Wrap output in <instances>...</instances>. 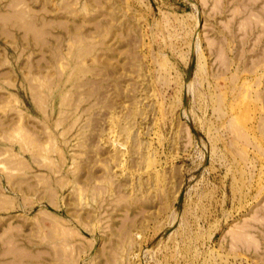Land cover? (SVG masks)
Masks as SVG:
<instances>
[{
  "label": "rangeland",
  "instance_id": "374dc122",
  "mask_svg": "<svg viewBox=\"0 0 264 264\" xmlns=\"http://www.w3.org/2000/svg\"><path fill=\"white\" fill-rule=\"evenodd\" d=\"M0 264H264V0H0Z\"/></svg>",
  "mask_w": 264,
  "mask_h": 264
}]
</instances>
